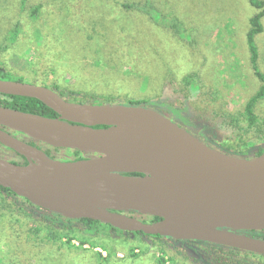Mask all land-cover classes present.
Masks as SVG:
<instances>
[{"label": "rangeland", "instance_id": "1", "mask_svg": "<svg viewBox=\"0 0 264 264\" xmlns=\"http://www.w3.org/2000/svg\"><path fill=\"white\" fill-rule=\"evenodd\" d=\"M21 2L0 0V70L8 74L3 80L56 88L71 93L66 98L75 102L150 101V108L180 127L177 111L160 112L153 102L164 99L177 108L188 104L196 115L193 120L219 119L226 124L218 148L241 153L254 145L264 146V100L255 107L256 127H249L243 115V106L260 86L248 60L246 33L256 13L248 0H151L157 12L182 24L183 30L175 34L155 24L144 11L121 6L144 0H24L23 6ZM37 5L40 9L33 18L30 13ZM262 25L255 44L264 73V18ZM15 30L16 38L10 34ZM191 84L198 86L197 93H192ZM186 131L198 134L192 127ZM39 147L49 149L59 161L74 158L68 149ZM12 155L0 147V158L17 161ZM0 211L6 220L25 227L23 232L48 225L43 210L1 193ZM74 226L82 228L76 222ZM5 232L6 228L0 229ZM23 232L14 239L19 238L18 247L27 253H17L5 236L6 242L0 241V264H158L162 255L166 264L170 259L195 264L187 251L165 239L107 228L84 236L89 242L83 249L70 251L45 242L44 231L36 238ZM130 249L138 256L132 257ZM243 257L251 264H264L263 259Z\"/></svg>", "mask_w": 264, "mask_h": 264}, {"label": "water", "instance_id": "2", "mask_svg": "<svg viewBox=\"0 0 264 264\" xmlns=\"http://www.w3.org/2000/svg\"><path fill=\"white\" fill-rule=\"evenodd\" d=\"M0 94L36 99L48 118L0 106V187L44 212L174 241L264 256V152L238 157L142 104H88L52 89L0 79ZM40 145L86 157L59 161ZM138 217L158 218L151 223Z\"/></svg>", "mask_w": 264, "mask_h": 264}, {"label": "trees", "instance_id": "3", "mask_svg": "<svg viewBox=\"0 0 264 264\" xmlns=\"http://www.w3.org/2000/svg\"><path fill=\"white\" fill-rule=\"evenodd\" d=\"M248 2L250 6L256 10V13L249 19V29L246 33V45H247V50L249 54L248 60H249L250 68L253 72V75L259 81L260 86L257 89V91L246 101L245 105L243 106V115H244V118L247 120L249 127H253V126L256 127L257 126V115L255 114V107L260 101L264 100V73L260 71L259 66H258L259 53H258V48L255 44V37L257 35H260L263 32L262 20L264 18V0H248ZM23 5H24V0H22L21 2V6ZM121 6L125 10L136 8L138 10L144 11L155 24H160L164 26L165 29L171 30L174 34L177 33V31L183 30L182 24L176 18L164 17L163 15H161L160 12H157V10H155V8L153 7L151 3V0H144L142 4L122 3ZM39 9H40L39 5L32 8L30 14L33 18L37 16ZM10 34L12 37L16 38V35H17L16 30L14 32H11ZM6 76H8V74L0 70V79H4ZM15 81L20 82V80H15ZM191 85H192L191 87H194V91L192 93H197L199 90L198 86L196 84H191ZM55 89L56 88H54V91L57 92L65 100L69 102L71 101L73 103H83V102H75L77 101L76 99L69 100L66 97H70L71 93L58 92ZM84 103H87V102H84ZM88 104H91V103L88 102ZM128 104H142L144 106L151 107L149 104H152V102L150 101H129L126 103V105ZM0 106H5V107L18 110L21 112L37 114V115H41V116L48 117V118H55L57 116L51 109L46 107L40 101L36 99L26 98V97L0 94ZM175 111H177L178 113V110H175ZM224 127H226V124H224L223 129ZM215 148L218 150L224 151L226 153H229L231 155L238 156V157H254L264 152V146H261L260 144L254 145L250 149H247L241 153L229 152L227 150H224V148H218V147H215ZM44 151L46 152L47 155H49L50 153L49 149L44 150ZM72 154L74 157L73 160L82 159V157H80L82 153L78 151H72ZM12 162L18 163L17 161H12ZM19 164H22V163H19ZM0 193L10 195L12 192L9 191L8 189H4L0 187ZM22 200L31 208L37 209V207L32 206L25 199H22ZM0 215H1L0 216L1 218L0 219V229L1 230H4V228L7 229V232L0 233V235L3 236L4 238L6 236L12 239V240L9 239L7 243L10 244L11 248L17 249V253H24V254L27 253L25 252L26 250L25 248L18 247L16 240L19 238L14 239L15 235L16 234L20 235L21 232L24 231L25 227L19 225V223L16 220H13V219L6 220L4 218L2 211H0ZM41 215L43 217L42 219H44L45 222L47 221L48 223L47 227H44V228L37 227L34 229H27L23 233L32 235L34 238H36L42 231H44L45 232L44 241L47 243L56 245L58 249H66L69 251L83 249V247L89 242L88 239H86L84 236H91L95 233H99L101 228H107L113 232L119 231L108 225H104V224H101L97 221H93L90 219L73 220V219L60 217L58 215L50 214L47 212H42ZM158 220L159 219L155 217H152V218L144 217L142 219L143 222H147V223H151V222L158 221ZM74 222H76L77 224H81L82 228L80 229L75 228ZM124 233L129 234V235H137V236L149 238V239H162L159 236L146 235L141 232H138V233L124 232ZM6 240L7 238L0 239V241H4V242H6ZM74 241H77L78 245H75L73 243ZM180 242H183V241H180ZM91 246L95 248V244L91 243ZM212 248L217 251V254L215 255H217L218 258L212 259L210 256H208L207 261L206 260L204 261L205 264H251L250 262L246 261V259L243 257L244 255L245 256L250 255L251 257H253V260L255 261L260 260V259L264 260V256H260V255L253 254V253L237 251V250H233L230 248H223L220 246H213ZM133 251L134 249H130L131 256L137 257L138 254L134 253ZM193 252L195 253L196 251H193ZM227 258L231 261H228ZM157 263L166 264V261L164 260L163 255L158 257ZM169 264H176V263L170 259Z\"/></svg>", "mask_w": 264, "mask_h": 264}, {"label": "flooded vegetation", "instance_id": "4", "mask_svg": "<svg viewBox=\"0 0 264 264\" xmlns=\"http://www.w3.org/2000/svg\"><path fill=\"white\" fill-rule=\"evenodd\" d=\"M167 101L168 100H164V99H159L157 101H154L153 102L155 103L154 107L157 110L161 109L160 112L178 110V113H176L175 116L178 117L176 120L182 124L183 126L181 127L182 129L186 130V127H192L193 129H196V131H198V134L196 136L193 135L194 137H196L197 139H199L200 141L208 145L212 143V145L216 146V144L218 143L217 141H219V139H221V136L225 133L224 129L220 128L221 126H224L221 120L219 119H214V120L206 119L204 121L199 120V119L193 120L195 119L196 115H194L191 112V109H189L188 104H186L185 107L177 108L171 105L170 103H168ZM0 147L6 148L2 145H0ZM216 147H219V143L217 144ZM9 151L11 154H13L12 156L18 159L17 160L18 163L26 162L23 157L19 156L18 154H16L10 149ZM4 196L9 199H16V198L23 199L12 193L10 195L4 194ZM242 234L264 240L263 231H249V232H244ZM161 238L167 240L172 245L181 247L185 251H187V254L189 255L190 260L195 264H205L204 261L205 260L207 261L208 256H210L211 254L213 255L217 254V251L213 249L212 247L219 246V245L199 242V241L190 240V241L180 242V241H172L164 237H161ZM220 247L230 248V247H225V246H220ZM230 249L237 250L234 248H230ZM193 251H196L195 252L196 254ZM237 251H240V250H237Z\"/></svg>", "mask_w": 264, "mask_h": 264}]
</instances>
